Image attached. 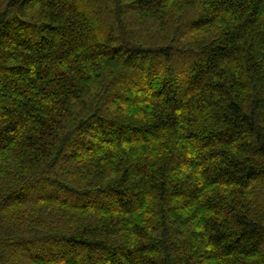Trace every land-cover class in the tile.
Segmentation results:
<instances>
[{
  "label": "trees",
  "instance_id": "obj_1",
  "mask_svg": "<svg viewBox=\"0 0 264 264\" xmlns=\"http://www.w3.org/2000/svg\"><path fill=\"white\" fill-rule=\"evenodd\" d=\"M0 264H264V0H0Z\"/></svg>",
  "mask_w": 264,
  "mask_h": 264
}]
</instances>
